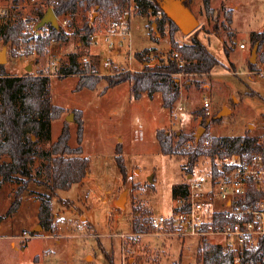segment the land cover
I'll use <instances>...</instances> for the list:
<instances>
[{
  "label": "rangeland",
  "instance_id": "1",
  "mask_svg": "<svg viewBox=\"0 0 264 264\" xmlns=\"http://www.w3.org/2000/svg\"><path fill=\"white\" fill-rule=\"evenodd\" d=\"M188 4L199 21L197 29L188 35L161 15H139L134 3L129 21L119 28H114L113 22L125 18L101 12L93 20L95 11L82 6L75 13L58 17L59 27L68 35L66 40L49 42L39 54L37 34L30 29L41 13L47 12V1L0 0V30L23 20V34L27 36L17 46L6 45L0 31V52L6 49L7 59L0 65V73L50 75L53 104L64 108L63 116L51 122L50 137L36 139L37 149L50 150L67 123L69 145L82 146L83 156L90 161L80 183L53 195L49 224L39 218L42 196L52 195L46 163L41 158H36L32 177L20 183L4 182L0 176V264H200L198 255L205 240L179 237L168 228L157 231L151 220L173 215L174 188L188 181V156L173 152L182 133L196 138L202 130L200 140L249 135L264 142V80L247 74L256 68L250 63L251 35L264 33V0H211L209 13L203 0H188ZM162 21L164 35L159 31ZM88 23L94 27L92 33L86 30ZM171 34L179 45H189L197 38L219 61L210 74L178 76L180 97L171 108L163 106L160 93L153 97L145 93L135 99L130 82L105 91L107 82L102 80L93 90L78 91L80 75L58 73L70 65L72 54L78 56L82 69L99 76L165 64L172 47ZM242 43L248 47L241 49ZM144 49H151L150 63L135 58ZM106 60L109 68L104 66ZM29 65L32 70H27ZM206 101L209 108L204 106ZM178 107L183 111L176 121L172 112ZM76 112L84 121L81 144L80 115ZM70 114L74 115L67 121ZM159 130H164L170 142L168 153L160 148ZM118 145L123 147L125 179L116 160ZM191 147L188 142L180 150ZM2 160L8 162L10 157L4 155ZM210 162L209 157H201L194 173L204 171ZM20 186L26 188L20 208L8 216ZM125 191L126 200L119 206Z\"/></svg>",
  "mask_w": 264,
  "mask_h": 264
},
{
  "label": "trees",
  "instance_id": "2",
  "mask_svg": "<svg viewBox=\"0 0 264 264\" xmlns=\"http://www.w3.org/2000/svg\"><path fill=\"white\" fill-rule=\"evenodd\" d=\"M18 2L20 0H12ZM49 8H53L57 17L72 14L80 7H85L88 11L98 13L106 12L114 18H125L126 23L130 19L129 9L134 3V8L139 15H161L164 21H168L175 29L179 28L168 17L163 10L165 0H46ZM185 7L189 8L188 0H182ZM207 13L211 12V0H203ZM48 8V9H49ZM41 13L40 20L35 24L37 50L39 54L49 42L64 41L67 34L60 27L55 28L48 24L40 29H36L37 24L44 17ZM228 20L232 22V15ZM87 32L94 31L93 25L88 23ZM26 22L20 20L12 25L7 24L1 28V38L4 44L19 45L21 39H26L23 34ZM40 31L45 32L40 34ZM159 31L164 35V23L159 25ZM48 33V34H47ZM252 47L259 43L258 52L262 49L264 33H252ZM172 47L167 63L161 65H146L141 71L122 69L112 75L99 76L92 74L86 69H82L78 62V56H70V65L59 70L60 75H80L76 89H95L102 80L107 82L106 89L114 88L125 82H130L133 96L140 99L143 94L153 97L155 94L162 95L163 106L171 108L180 97V83L176 78L180 75L190 74H210L219 65L218 59L207 49V47L197 38H193L189 45H179L171 34ZM252 48V49H253ZM17 52L13 55L17 57ZM151 49H144L137 52L135 58L142 63H150ZM178 54V57L175 56ZM251 63V62H250ZM252 67L255 65L251 64ZM3 68V67H2ZM0 73V176L4 182H22L23 178H30L33 174V165L36 158H41L46 163H42L41 168L46 167L47 179L50 185L51 194H44L41 199L39 218L47 222L52 214V197L58 190L71 189L73 185L80 183L87 175L90 161L83 156L82 146L72 148L69 145L71 132L67 123L64 124L58 140L48 151L37 149L36 139L43 136L50 137V125L53 120L59 119L64 114V108L53 104L51 98V77L46 74H25L12 76ZM78 125V140L81 144L84 132V121L80 112H76ZM205 138V137H204ZM204 138L196 143L194 134L182 133L177 137V147L173 151L175 154H185L189 159L188 170L194 173V165L201 157H209L213 170L217 172V158L225 155H239L250 158L254 154H260L264 160V142H259L256 137L249 135L235 137H216L210 139L211 146L203 145ZM162 152L168 153L170 142L165 136L164 130L157 131ZM209 140V139H208ZM188 142H193L187 151L180 148ZM123 147L116 148V160L120 171L124 177L127 176L126 165L123 158ZM7 155L10 161L2 160ZM26 188L20 186L15 193V198L7 211L8 216H12L20 208L22 196ZM174 197L185 196L187 194V183L180 184L174 188ZM250 198L255 200L264 199V190L254 186L250 193ZM172 230L174 228H171ZM198 255L200 264H262L264 263V239L255 249L235 252L228 250L220 244H212L205 240Z\"/></svg>",
  "mask_w": 264,
  "mask_h": 264
},
{
  "label": "built area",
  "instance_id": "3",
  "mask_svg": "<svg viewBox=\"0 0 264 264\" xmlns=\"http://www.w3.org/2000/svg\"><path fill=\"white\" fill-rule=\"evenodd\" d=\"M125 24L123 19L112 25L119 28ZM32 30L35 31V25L31 26ZM240 48L246 45L241 44ZM254 65L256 68L247 74L264 80V59L257 58ZM104 66L109 68L110 62L106 60ZM204 106L209 108L210 102L206 101ZM181 111L178 107L172 112L174 120L177 121ZM203 145L209 147L211 141L205 140ZM216 164L217 172L210 162L201 173L188 175L187 194L176 197L173 215L153 217L151 226L157 231L174 228L179 237L195 236L235 252L255 249L264 239V199L254 201L250 193L254 186L264 190L263 157L260 154L250 158L225 155L217 158ZM210 237L219 239L209 240ZM238 260L236 263L240 264Z\"/></svg>",
  "mask_w": 264,
  "mask_h": 264
},
{
  "label": "water",
  "instance_id": "4",
  "mask_svg": "<svg viewBox=\"0 0 264 264\" xmlns=\"http://www.w3.org/2000/svg\"><path fill=\"white\" fill-rule=\"evenodd\" d=\"M164 12L168 15V17L177 25L179 30L183 32L184 34H191L193 31H195L199 25V21L196 18V16L191 12V10L184 6L182 0H165L163 5ZM98 13V10L94 12L93 20L95 19L96 15ZM48 24H51L53 27L58 28V17L56 16L53 8H49L47 12L45 13L44 17L41 19V21L37 24L36 29H40ZM258 48L259 43H257L251 52V58L250 62L252 64H255L257 61V54H258ZM6 49L0 52V65H2L4 62L7 61ZM27 70H32V66L29 65ZM224 113V112H223ZM222 113V114H223ZM222 114L218 116L221 117ZM74 114H70L66 117V120L69 121L71 117H73ZM203 129V128H201ZM202 130H199L198 134L196 135V140H200V133ZM126 194L125 191L122 196L118 200V205H123L124 201L126 200Z\"/></svg>",
  "mask_w": 264,
  "mask_h": 264
},
{
  "label": "crops",
  "instance_id": "5",
  "mask_svg": "<svg viewBox=\"0 0 264 264\" xmlns=\"http://www.w3.org/2000/svg\"><path fill=\"white\" fill-rule=\"evenodd\" d=\"M133 8H134V7H133ZM242 44H244V43H242ZM245 45H246V48H247V47H248L247 44H245ZM246 48H241V49H246ZM251 52H252V51H251ZM263 52H264L263 50H262L261 52H259V54H258V58H259V59H264V56H263L264 54H263Z\"/></svg>",
  "mask_w": 264,
  "mask_h": 264
}]
</instances>
